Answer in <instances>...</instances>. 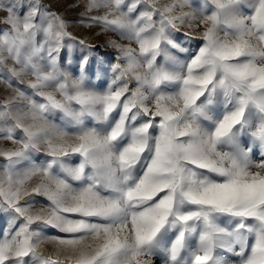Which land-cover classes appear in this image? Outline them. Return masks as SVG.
Masks as SVG:
<instances>
[{"label": "snow or ice", "instance_id": "obj_1", "mask_svg": "<svg viewBox=\"0 0 264 264\" xmlns=\"http://www.w3.org/2000/svg\"><path fill=\"white\" fill-rule=\"evenodd\" d=\"M0 12V264H264V0Z\"/></svg>", "mask_w": 264, "mask_h": 264}, {"label": "rangeland", "instance_id": "obj_2", "mask_svg": "<svg viewBox=\"0 0 264 264\" xmlns=\"http://www.w3.org/2000/svg\"><path fill=\"white\" fill-rule=\"evenodd\" d=\"M46 4H49L55 11H58L64 15L66 19H68L71 23L69 26V31L72 32L74 36L80 38H86L87 42L90 44L100 45L102 46L101 54H110L109 58L111 59L114 56L115 49L109 47H103L106 45L109 39H117L119 38L116 36L115 33L112 32H101L98 27L93 28H86L85 26L77 23L78 18L80 17V13L83 11V5L87 3V0H44ZM168 2V0H158L159 4H163ZM73 4H79V7H72ZM187 10V9H185ZM4 13L0 12V19H2ZM4 25H0L3 27ZM187 26H184L181 31H187ZM198 35V34H197ZM122 43H127V41H119ZM135 47V45H132ZM0 145L5 147H11L10 142L0 141ZM40 203L43 204L45 201L43 198H39ZM39 206V205H38ZM40 250L45 254H51L53 252V248L51 245L47 243H43L40 245Z\"/></svg>", "mask_w": 264, "mask_h": 264}, {"label": "crops", "instance_id": "obj_3", "mask_svg": "<svg viewBox=\"0 0 264 264\" xmlns=\"http://www.w3.org/2000/svg\"><path fill=\"white\" fill-rule=\"evenodd\" d=\"M25 84L27 83V80L30 79V77H23ZM0 98H3V85H0Z\"/></svg>", "mask_w": 264, "mask_h": 264}]
</instances>
